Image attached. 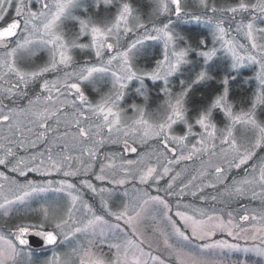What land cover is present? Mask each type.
<instances>
[{
  "label": "snow or ice",
  "instance_id": "obj_1",
  "mask_svg": "<svg viewBox=\"0 0 264 264\" xmlns=\"http://www.w3.org/2000/svg\"><path fill=\"white\" fill-rule=\"evenodd\" d=\"M181 25L207 35L193 40ZM249 68V94L237 97L232 84ZM38 145L44 151L18 155ZM262 153L264 0H0V180L9 185L0 183V264H36L49 250L40 264H222L205 250L225 249L264 258ZM205 155L219 163L199 178L212 179L184 183L175 167ZM233 169L244 175L231 178ZM93 179L131 183L133 195L116 206ZM218 185L261 209H242L237 221L180 203ZM42 193L62 195L17 211ZM155 206L165 227L142 230Z\"/></svg>",
  "mask_w": 264,
  "mask_h": 264
},
{
  "label": "rangeland",
  "instance_id": "obj_2",
  "mask_svg": "<svg viewBox=\"0 0 264 264\" xmlns=\"http://www.w3.org/2000/svg\"><path fill=\"white\" fill-rule=\"evenodd\" d=\"M190 2H191V0H190ZM188 26H192V25H186V26L181 25L180 28H178V30L183 32V30H184L183 27H188ZM199 29H201V28H199ZM206 35H207V32H205V36ZM220 70H221L222 76H223L225 74V66L221 65ZM254 71H255V69H251V68L242 70L240 73L241 78H242V82L244 80H246L248 77L252 76ZM173 82L176 83V81H173ZM251 87L254 88L255 84L253 83L251 85ZM220 126L222 127L223 125L221 124ZM63 129H64L63 126H61L60 130H63ZM50 135H52V134H50ZM44 148H45L44 145H38L37 149L29 148L27 151H25L23 149H19V150H17V152H18V155H20V156H28L34 151H44ZM59 150H60L59 147L54 148V151H59ZM140 150L141 151H148L149 148L143 147ZM103 151H105V152H120L121 147L119 145H116V146L108 145V146H105ZM73 154H78V151L73 153ZM261 155H264V153H262ZM126 158L135 159L136 154H126ZM254 162L255 161L250 162V164L248 166L249 169L251 168V163H254ZM216 163H219V160L216 157H209V156L205 155L203 157H196L191 161L181 162L180 165L175 167V171L185 170L183 173V176L181 177V180L184 183H186L187 180L190 179L192 175H196L198 177V179L194 183L199 185L202 182L208 183L209 180L212 179L211 175H209L207 177V179H204L203 181H201V179L199 178L200 171L202 169H204L207 171V173L211 174V172H212L211 165L216 164ZM4 170L5 169L1 168V166H0V171H4ZM96 170L97 171L99 170L98 167ZM33 173L36 176L29 177L28 179H33V180L52 179L55 181V180H59V179L63 178L62 174H57V173H52V175L48 176V177H42L39 173H35V172H33ZM7 174L9 176H14L17 180H20L21 182H23V180H24V179L20 178L18 173L7 172ZM243 175H244L243 171L235 170V169H233L229 173V176L231 178H239V177H242ZM73 182L77 183V180L73 179ZM0 183H3L5 185V190L9 186L3 180H0ZM93 183H95L97 185V187H105V188L111 189L112 192H111V197H110L109 202L114 203L116 206H119L122 203L127 202L129 200V198L133 195L131 183L128 185H125V186H114V185H111L107 181L100 182V181H95L94 179H93ZM227 183L230 184L231 179ZM164 186H165V184L163 182H161L160 187L163 188ZM137 187H143V186H140L137 182ZM125 188H127L128 192H129L128 196L124 195ZM191 190H195V188L193 187ZM149 191H151L153 195L157 194L154 189H149ZM159 194L163 195V192H161ZM58 195H62V194L42 193V194H40V196L35 197L32 201H29L28 205L25 206L24 208H17V211L26 212V211H28L29 207L30 208H38L45 201H50L51 199H53L54 197H56ZM200 195L207 197V199L201 200L199 198ZM212 196H216L217 199L215 201H213L211 199ZM90 197H91V194L88 193V194H86L85 198L89 199ZM168 199H169L170 204L173 206V212H175L177 210L175 207L176 202H177V198L176 197H170ZM90 202L98 207L99 206V197L91 198ZM180 203L181 204H189V203L194 204L196 207L207 209L209 211V213H211L212 210L214 209L218 215H223L225 219H227V213L232 212L233 216L236 218L237 221H238L239 215L243 214L242 209H247L249 212H251L253 209H255L257 211H259L261 209L260 202L258 200H255V201L252 200L250 195L242 197V198L236 197L234 195L230 196L229 193L225 191L224 187H222L220 185H218L216 188H204L203 193H198L196 197H192L190 194H187L180 199ZM114 210H115V208H114ZM181 210H183V209L181 208ZM221 210H223V211H221ZM153 218H155V221ZM111 222L115 223L116 221L111 220ZM155 222H158L160 227H165V223L163 220V212H162V209L158 206L151 207V210L146 215V219L144 221V225L142 226V230L144 228L153 226V224ZM242 226L246 227L247 225H242ZM146 235H148V233H146ZM215 239H228L231 243L232 242L233 243H239V241L233 240L231 237H228L226 234H218L215 237ZM195 243L199 244L200 242L197 241ZM246 243L250 244L251 241H249V242L243 241L242 244H240V245L243 247ZM205 255H206V258H208V259L222 261V264H233V262L241 261V260H247V264H264V258L259 257L255 253H252V252L245 253L243 251H230L227 249H225V250H205ZM50 256H51V250L44 252V253L38 252L37 254H34L33 260L36 261V264H40L41 261L49 258Z\"/></svg>",
  "mask_w": 264,
  "mask_h": 264
},
{
  "label": "trees",
  "instance_id": "obj_3",
  "mask_svg": "<svg viewBox=\"0 0 264 264\" xmlns=\"http://www.w3.org/2000/svg\"><path fill=\"white\" fill-rule=\"evenodd\" d=\"M192 31L190 32V33H188V35L190 36V37H192L193 38V40H196V39H199V38H201V37H203L204 35V33L203 32H201V30L199 29V28H192L191 29ZM220 77H221V75H219V73L217 74V80H219L220 79ZM243 82H242V78H241V74H239V76H238V78H237V80H236V82L234 83V84H232V88H233V90H234V93H235V95L237 96V97H239L241 94H243V95H247V94H249V91H250V87L248 86V85H243ZM214 87V86H213ZM200 95H201V92L200 91H197L196 93H195V99H199V97H200ZM220 117L218 116L217 117V121L219 122L220 121ZM32 176H36L33 172L32 173H29L28 174V178L29 177H32ZM21 179H24L23 177H20ZM242 240H240L239 241V244H242ZM233 243V242H232Z\"/></svg>",
  "mask_w": 264,
  "mask_h": 264
},
{
  "label": "flooded vegetation",
  "instance_id": "obj_4",
  "mask_svg": "<svg viewBox=\"0 0 264 264\" xmlns=\"http://www.w3.org/2000/svg\"><path fill=\"white\" fill-rule=\"evenodd\" d=\"M184 28V30H183V33L185 34V35H187V36H189L188 35V33H190L192 30V28H193V26H188V27H183ZM194 28H196V27H194ZM201 30V32H203L204 34V36H205V31H203L202 29H200ZM218 73H219V75H221L222 76V72H221V70L219 69V71H218ZM25 103H26V101H25ZM64 130V129H63ZM63 130H60V132H63ZM73 131H74V129H73ZM1 168H3V166H1ZM12 175V174H11ZM53 177V176H52Z\"/></svg>",
  "mask_w": 264,
  "mask_h": 264
}]
</instances>
